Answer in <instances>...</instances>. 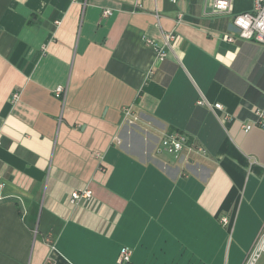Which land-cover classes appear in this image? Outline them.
Here are the masks:
<instances>
[{
  "label": "crops",
  "instance_id": "obj_1",
  "mask_svg": "<svg viewBox=\"0 0 264 264\" xmlns=\"http://www.w3.org/2000/svg\"><path fill=\"white\" fill-rule=\"evenodd\" d=\"M212 12L0 0V264H121L123 248L129 264H243L264 229V127L241 129L264 110V45L224 41L231 15ZM166 33L159 62L145 40ZM170 133L188 139L176 157Z\"/></svg>",
  "mask_w": 264,
  "mask_h": 264
},
{
  "label": "built area",
  "instance_id": "obj_2",
  "mask_svg": "<svg viewBox=\"0 0 264 264\" xmlns=\"http://www.w3.org/2000/svg\"><path fill=\"white\" fill-rule=\"evenodd\" d=\"M176 1V0H173ZM209 1L212 5L213 14L215 15H231V30L222 36V39L228 43H233L236 40L252 41L258 44L264 45V0H251L252 7L249 11L233 14L231 12L232 0H205ZM108 11L103 12V16H107ZM158 19V15H156ZM182 16H179L177 23L182 22ZM175 35L173 33H166L163 35L162 43L160 45L153 46L152 42L145 40V44L152 46L157 60L162 62L168 52L173 53V44L175 43ZM53 95L56 98L64 99L65 89L61 86H57L53 90ZM17 95L13 94L12 98L16 99ZM198 105L206 104L204 100L200 99L197 102ZM213 109L222 110V106L219 103L213 105ZM253 116L251 121L242 122L241 129L243 132H248L254 127H264V110L254 108L251 110ZM125 117L130 116V109H124ZM228 117L220 116V123L227 120ZM188 139L185 135L180 133H170L165 135L160 140V149L170 155L178 156L181 151L187 146ZM197 152L204 154L202 148H197ZM92 197L91 191L85 187L73 191L70 194V204H78L82 201L89 200ZM221 223L226 225L228 221L223 218ZM130 257V251L127 248H123L120 251L119 262L126 264ZM264 258V229L262 233L256 239L252 249L249 251L244 259L243 264H259L260 260ZM264 264V263H263Z\"/></svg>",
  "mask_w": 264,
  "mask_h": 264
},
{
  "label": "rangeland",
  "instance_id": "obj_3",
  "mask_svg": "<svg viewBox=\"0 0 264 264\" xmlns=\"http://www.w3.org/2000/svg\"><path fill=\"white\" fill-rule=\"evenodd\" d=\"M261 260L264 261V258H262ZM261 260H260L259 264H261V262H262ZM262 264H263V263H262Z\"/></svg>",
  "mask_w": 264,
  "mask_h": 264
},
{
  "label": "trees",
  "instance_id": "obj_4",
  "mask_svg": "<svg viewBox=\"0 0 264 264\" xmlns=\"http://www.w3.org/2000/svg\"><path fill=\"white\" fill-rule=\"evenodd\" d=\"M252 116V115H251ZM253 117V116H252ZM126 264H129V263H126Z\"/></svg>",
  "mask_w": 264,
  "mask_h": 264
}]
</instances>
